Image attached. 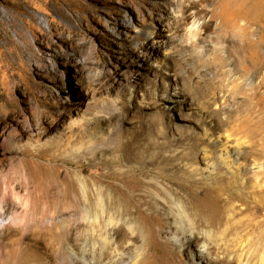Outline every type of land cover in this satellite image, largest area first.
I'll return each mask as SVG.
<instances>
[{
  "label": "rangeland",
  "instance_id": "1",
  "mask_svg": "<svg viewBox=\"0 0 264 264\" xmlns=\"http://www.w3.org/2000/svg\"><path fill=\"white\" fill-rule=\"evenodd\" d=\"M117 134L176 154L159 165L181 196L179 164L192 160L203 179L190 242L173 241L168 216L145 202L138 165L100 163ZM97 187L130 197L136 238L109 240L94 223ZM220 187L229 201L216 203ZM1 207L0 225L14 222L0 229V264H60V250L71 264H264V0H0Z\"/></svg>",
  "mask_w": 264,
  "mask_h": 264
},
{
  "label": "bare ground",
  "instance_id": "2",
  "mask_svg": "<svg viewBox=\"0 0 264 264\" xmlns=\"http://www.w3.org/2000/svg\"><path fill=\"white\" fill-rule=\"evenodd\" d=\"M184 1H189V0H184ZM157 130H158V128H157ZM158 131H156V132H158ZM160 132H159V134H160ZM110 133L116 134L115 130H113V132L110 131ZM118 134H117V138L119 137L120 144L117 140V143L119 144L117 152H116L117 154H115L113 157H111L108 160H106V159L101 160L100 163L104 164L105 166L115 167L119 171L118 173H122L124 171L125 167L128 168V172H133L134 171L133 170L134 164L138 165V167L142 169V171L141 170L140 171L148 176L144 182H142L141 184L138 185L139 188H141V187L144 188L143 196L145 197V202L151 204V206H154L156 209L163 211L164 214L168 216V219L171 221V223H169L170 226H169L168 234L170 235V237L173 241H175L177 244H180L181 246L184 245L186 242H190L193 238H195L197 236L196 230L198 228L197 226H198V222H199L195 218L196 215L191 214L190 210L195 211L200 206L199 202H198V200H200V197L198 196L199 195L198 192L194 191L193 185L197 181V179H198V181L203 179V178L202 179L200 178V173L198 174V172L196 170L197 168L191 162L192 160L191 161L188 160L189 162L186 161L182 165L179 164V166H181L180 169L183 170V171H179V173L186 175V180H187V182H185V181L179 182L178 181L179 183H177L178 188H182L183 192H185V195L181 196V193L178 191V189H174L173 187H170L168 184H165L166 182L164 183V181H163V179L165 178L167 173H165L166 168L163 167L164 165L163 166H162V164H161V166L159 165V163H160L159 161L162 160V158H166L167 156L164 155L163 153H161L160 151L154 152L153 149L157 148L156 139L150 140V138L148 139V137L144 138L143 135H135V136L129 138L127 141H123V143H122L121 142L122 137H120V135H118ZM159 134H157V135H159ZM204 137L207 140L212 141V138L208 132L204 135ZM218 140L221 144L218 147L217 151L215 150L217 155H218V159L223 163V165L226 168H228V171L229 170L233 171L232 170L233 164L230 160L233 157H235V154H233V156H231V152L228 151L226 148L227 143L223 144V142H222L223 140L221 141L220 138ZM101 141L104 142V141H106V139L101 138ZM101 147H102V144H97V146H95L89 150H91V154L94 155L95 151L100 150ZM193 150H194V148L189 150V152H188L189 156H193L195 154ZM210 152L208 150H206L204 152L205 160L209 159L211 157ZM184 155H186V154H184ZM168 157L172 160L174 158L176 159L177 156L175 154V155H169ZM148 158H149V162L147 161ZM237 159L238 158H236V160ZM233 161H235V160H233ZM156 164L159 165V166L157 165L158 171L156 173H154L153 175H149L148 172L146 171L147 168H149V166L156 165ZM175 173L177 174L178 172H175ZM170 175H169V177H170ZM196 177H199V178L196 179ZM172 179H173V176H172ZM61 185H62V187H64L66 196L69 195L68 194L69 190L71 191L72 189H74L73 186L70 185L68 182H64ZM88 188L89 187H88L86 181L81 183L82 198H83L84 202L86 203V206L90 200ZM222 188L220 187V188H217L215 190L217 193V202L216 203H219L221 201H226V200L229 201L231 198V197H228V199L224 200L223 196L225 195L226 190L222 189ZM53 189H56V188L54 187ZM106 191L107 190H105L103 187H97L96 188L97 201L95 203V207H92V209L95 208L98 212V215H96V219H95L94 223L98 224L99 229L101 231H104L105 234L109 236V238L107 237L109 240H110V237H112L111 236L112 234L118 235V237H120V235L123 234L122 239H125V240L128 239V237L124 234V232L126 230H128L130 232V234L133 236V238H136V234H137L136 232L138 231L137 230L138 225L136 224V221L134 220V214H131V212L128 211V209L126 208V206L124 204L125 201H126V203H127V201H130V197H128L124 193V191L120 188H115L113 190L114 193L112 195L110 193H107ZM111 209H112V211H111ZM0 210L3 211V207H1ZM81 212L83 213V216H87L89 214L87 207H83L81 209ZM90 214H91V212H90ZM11 222H14V221L12 220ZM11 222L9 224H5V223L1 224L0 229L9 228L11 225ZM90 223H92V222H90ZM207 225L210 228H218V226L221 224H220V222H217V223L212 222V223H207ZM114 239L115 238H113V241H112L113 243H114ZM117 240L118 239H116V241ZM106 243H108V241ZM132 243L133 242H129V244H131V245H132ZM108 245H109V243H108ZM116 248L117 247H115V249ZM15 252H17V251L15 250ZM208 252H209V250H208ZM27 254L29 257H33V258L34 257L35 258L41 257L39 254V251L34 250V249H29L27 251ZM122 255L125 256L124 254H122ZM59 257L61 258L60 264L74 263V261L73 262L71 261L72 260L71 258L65 257L64 250L59 251ZM126 258H128V256H126ZM12 259L14 261V264H35L34 262L26 261L25 259L21 258V256H18L17 254L16 255L14 254L12 256ZM128 259H125V260H128ZM121 261H124V259L122 258ZM233 262L235 263L237 261H233ZM108 263H109V261H108ZM119 263H122V262H119ZM39 264H41V263L39 262ZM45 264H47V263H45ZM205 264H210V263L206 262ZM240 264H243V262H241Z\"/></svg>",
  "mask_w": 264,
  "mask_h": 264
}]
</instances>
